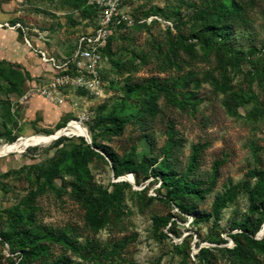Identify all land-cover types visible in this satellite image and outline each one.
I'll return each mask as SVG.
<instances>
[{
	"label": "rangeland",
	"instance_id": "1",
	"mask_svg": "<svg viewBox=\"0 0 264 264\" xmlns=\"http://www.w3.org/2000/svg\"><path fill=\"white\" fill-rule=\"evenodd\" d=\"M105 1L0 10L61 54ZM117 1L100 91L57 123L25 116L50 76L0 61V150L49 136L0 154V264H264V0Z\"/></svg>",
	"mask_w": 264,
	"mask_h": 264
},
{
	"label": "built area",
	"instance_id": "2",
	"mask_svg": "<svg viewBox=\"0 0 264 264\" xmlns=\"http://www.w3.org/2000/svg\"><path fill=\"white\" fill-rule=\"evenodd\" d=\"M103 2V0H101ZM105 8L99 16L97 26L80 33L74 46L67 53L57 54L47 48L43 37L33 43L26 27L20 21L3 22L1 25L19 31L23 42L38 57L39 61L50 70V79L42 84L35 83L33 91L50 101H59L62 91L78 90L88 94H98L102 74V52L112 28L119 21L131 22L126 13L118 11V1H105Z\"/></svg>",
	"mask_w": 264,
	"mask_h": 264
},
{
	"label": "crops",
	"instance_id": "3",
	"mask_svg": "<svg viewBox=\"0 0 264 264\" xmlns=\"http://www.w3.org/2000/svg\"><path fill=\"white\" fill-rule=\"evenodd\" d=\"M5 15L0 10V61L15 63L27 70L31 76L40 74L50 76L48 67L42 64L32 50L25 45L19 31L1 25L5 21L14 22H9ZM31 81L33 84L36 83L35 79ZM40 97L44 98L37 93L30 95L25 105V116L31 119L38 113L41 117L39 123L42 126L57 123L66 114L67 107L64 104L57 105L56 102L48 101L45 98L46 101H43ZM30 100H32L31 103Z\"/></svg>",
	"mask_w": 264,
	"mask_h": 264
},
{
	"label": "bare ground",
	"instance_id": "4",
	"mask_svg": "<svg viewBox=\"0 0 264 264\" xmlns=\"http://www.w3.org/2000/svg\"><path fill=\"white\" fill-rule=\"evenodd\" d=\"M72 130H75L81 134H83V130L80 128V127H74L71 128ZM64 129H61L59 132H62L64 131ZM49 138V136H43V135H36V136H26V137H23L22 140L16 144V145H12L11 147L9 148H6V149H3V150H0V154H3V153H6V152H9V151H13V150H21L23 148V146L25 144H28V143H31V142H37L38 140L42 139V138Z\"/></svg>",
	"mask_w": 264,
	"mask_h": 264
},
{
	"label": "trees",
	"instance_id": "5",
	"mask_svg": "<svg viewBox=\"0 0 264 264\" xmlns=\"http://www.w3.org/2000/svg\"><path fill=\"white\" fill-rule=\"evenodd\" d=\"M221 32V30L219 28L216 29V35H219ZM116 65H119L118 63H115ZM139 87V84L135 83V84H131L129 87V91H133L135 89H137ZM60 138V137H59ZM16 136H12L10 137V141H14L16 140ZM94 144V143H93ZM194 156H191V160H193ZM163 180L166 182L167 181V177L163 174Z\"/></svg>",
	"mask_w": 264,
	"mask_h": 264
}]
</instances>
